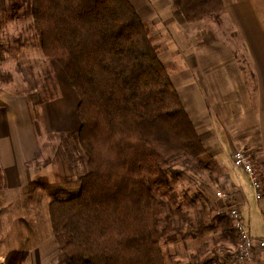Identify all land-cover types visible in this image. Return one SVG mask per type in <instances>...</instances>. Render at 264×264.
<instances>
[{"label":"trees","instance_id":"16d2710c","mask_svg":"<svg viewBox=\"0 0 264 264\" xmlns=\"http://www.w3.org/2000/svg\"><path fill=\"white\" fill-rule=\"evenodd\" d=\"M190 1L173 0L190 23L224 12L222 0L199 8V0ZM8 2L7 18L30 19L26 33L47 61L60 66L79 99L81 127L73 136L83 171L74 186L65 178L41 186L51 197L59 264H169L163 243L186 235L174 216L180 210L175 168L192 159L201 171H214V162L161 62L150 26L130 0ZM0 81L12 82L11 74ZM219 221L224 231L231 229L226 217ZM26 258L14 253L7 264Z\"/></svg>","mask_w":264,"mask_h":264},{"label":"crops","instance_id":"0c3cea01","mask_svg":"<svg viewBox=\"0 0 264 264\" xmlns=\"http://www.w3.org/2000/svg\"><path fill=\"white\" fill-rule=\"evenodd\" d=\"M130 1L150 26L161 62L214 162V174L226 185L231 201L222 203L227 209L237 206L250 235L261 238L252 235L251 225L262 204L255 202L248 176L234 166L233 154L246 147L264 178V10L255 0H222L219 25L210 18L187 22L173 0ZM66 80L60 78V96L42 104L40 128L27 93L7 91L14 89L8 83L0 88V224L7 225L0 233V256L26 253L22 264H51L57 249L48 209L51 197L40 195L46 190L34 163L40 131L81 127L79 99ZM56 183L54 178L46 185ZM261 211L264 215L263 205ZM253 263L264 264V253L258 252Z\"/></svg>","mask_w":264,"mask_h":264},{"label":"rangeland","instance_id":"374dc122","mask_svg":"<svg viewBox=\"0 0 264 264\" xmlns=\"http://www.w3.org/2000/svg\"><path fill=\"white\" fill-rule=\"evenodd\" d=\"M255 1L260 9L264 10V0ZM207 3L208 0H199L197 8L207 5ZM8 4V0L5 2L0 0V75L9 73L12 76V82L8 85L14 89H7V91L16 92L20 89L27 93L30 97L28 98L30 108L34 112L37 126L40 128L44 122L40 112L42 105L37 106L36 103L40 98H51L44 104L49 103L55 97L58 98L64 85L60 83V78L65 82L67 80L58 64L45 59L33 35L29 36L26 33L24 27L29 24L30 19L28 22H23L7 18L10 15L4 12L3 8ZM205 9L209 10L210 7L206 6ZM220 16L221 13L217 12L214 16H206V19H214L216 23L223 25L219 18H215ZM224 35L229 37L230 34L224 32ZM235 36L237 35L235 34ZM18 38H21V42H18ZM2 84L7 83L0 81V88H3ZM63 91L65 90L63 89ZM44 132L40 131V153L36 164L34 163V166L39 167L41 171V186L48 184V181L54 178L57 184H61L64 178L71 185L75 184L84 167V162L81 161L83 153L76 146L77 141L73 136L77 131L45 130ZM241 148L247 150L243 146L238 149ZM198 160L200 161V158ZM189 161L191 163L185 164L182 160V163L176 166L175 170H177L179 178L173 188L174 193L178 195L177 203L180 205V210L174 209V216L176 224H184L185 239H179L176 243H163V251L168 257L169 264L170 261L178 264H232L236 248L240 244V238L234 229L233 221L225 216L230 208L227 209L226 203H222L223 198L217 195L218 192L227 193L226 185L220 183V177L215 176L212 168H209L211 171L208 169L201 171L198 165L200 163L192 159ZM74 191H77V188ZM40 195L43 199L48 198L47 193ZM227 200L228 204L231 199ZM236 200L238 197H235ZM232 203L231 205H235ZM261 207L262 205H258L259 214L264 216ZM14 211L11 210L10 213L12 214ZM261 215H257L252 222V235H264ZM219 217H226L230 221L231 229L229 231L222 229ZM12 218H14L13 215H10V219ZM163 225L164 219H162L160 227ZM6 226L0 224V233L6 232ZM20 227L22 228V226ZM191 227L193 228L189 231L188 229ZM200 227H203L204 230L201 234L196 231ZM59 254L57 247L54 257L51 258V264H59ZM256 256L257 254H255V259Z\"/></svg>","mask_w":264,"mask_h":264},{"label":"built area","instance_id":"2783aa9c","mask_svg":"<svg viewBox=\"0 0 264 264\" xmlns=\"http://www.w3.org/2000/svg\"><path fill=\"white\" fill-rule=\"evenodd\" d=\"M233 163L236 168L241 169L248 176L256 202L264 207V178L256 167L251 152L244 148L236 150L233 154ZM217 195L223 199L228 198L222 192H218ZM225 216L233 221L234 229L240 238V244L236 248L235 259L232 264H254L255 254L258 252L264 253V237L254 238L250 235L238 208H230ZM0 264H7L5 256H0Z\"/></svg>","mask_w":264,"mask_h":264}]
</instances>
